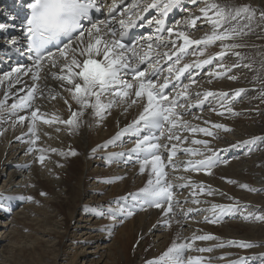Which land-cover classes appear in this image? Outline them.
<instances>
[{
	"label": "bare ground",
	"instance_id": "obj_1",
	"mask_svg": "<svg viewBox=\"0 0 264 264\" xmlns=\"http://www.w3.org/2000/svg\"><path fill=\"white\" fill-rule=\"evenodd\" d=\"M215 2L249 5L256 11L257 20L260 12L264 11V0ZM204 6L203 0H197L196 4L183 0L182 7L169 13L179 14L180 17L170 27L185 30L194 39L210 33L211 26L203 20L197 21L196 28H188L184 23L190 15L201 16L200 9ZM236 43L245 45L234 50L243 59L230 51L210 65L191 69L198 82L190 88L193 100L196 91L225 92L228 96L223 101L210 98L184 116L193 126L208 127L215 133V138L201 133L181 132L187 141L179 147L203 150V145H193L191 140H206L208 148L216 153L214 159L217 164L210 175L203 171L184 172L182 167L174 173L171 168L166 169L170 174L186 176L193 184H203L205 189L213 191L212 195H196L195 198L201 201L197 205L191 203L193 189L175 190L174 199H179L184 212L188 208L200 209L189 213L185 219L184 212L177 208L175 211L182 226L173 223L168 227L162 222L160 209L146 208L141 211L138 203L131 200V195L145 186L149 170L140 173L137 157L135 160L132 157L129 159L128 155L119 157L120 153L127 154L135 146L137 138L134 135L115 138L138 117L142 111L140 104L129 105L126 111L123 107H114L103 120L95 118L89 110L75 134L70 133L66 125L57 123L49 126L38 122V139L32 146V153H27L28 143L17 139L31 138L28 120L23 125L16 123L15 127L12 126L17 115L30 117L29 110H20L17 114L0 113V132L3 133L0 135V166L8 167L7 174L0 172V240L3 239L2 234H6L8 239V246L0 251V264H79L80 261L86 264H147L166 251L174 240L192 243L194 250H187L185 259L200 258L201 264H264V220L255 219L264 217V26L255 27L253 32L237 38ZM216 44L206 50L205 57L199 59L220 52V42ZM166 50L158 49L160 52ZM195 59L197 57L188 55L180 66ZM221 63L230 70L225 72L217 67ZM236 64L240 66L233 67ZM244 65H251V68ZM52 71L59 72V68ZM212 72L219 75L210 76ZM232 76L236 79H231ZM190 81L184 84H190ZM41 83H46L58 94L55 100L36 101L49 118L51 114H57L64 120L70 117L65 99L69 100L73 110H78L75 102L71 101L70 93L61 87V82L49 76ZM240 89L244 91L229 105L228 101ZM5 93L8 95L5 96ZM23 95H26L24 87L12 89L9 81L0 85V100H4L6 105L10 106ZM221 103L230 106L236 114L225 111ZM220 111H224L223 116L217 114ZM206 120L224 124L230 131L211 129L204 123ZM57 128L60 131H56ZM166 136L161 138L160 143H177L168 141ZM104 145L107 146L101 147ZM52 148L57 152L52 153ZM94 148L97 149L95 153L92 151ZM39 149L49 150L44 153L46 159L43 164L37 162L41 154ZM69 151H75L77 155H60ZM160 151L166 163L168 152L164 149ZM132 155L137 156L136 153ZM205 155H212V152L205 151ZM109 157L117 159L109 162ZM199 158L178 152L174 159L182 163ZM89 169L93 170L88 172ZM87 180L91 183L85 184ZM41 192L46 195L42 196ZM28 196L33 197L32 202L18 199ZM185 200L188 203H184ZM212 205L231 206L232 211L225 215L217 209L214 213ZM120 207H131L133 215H122L118 211ZM211 220L217 222H208ZM193 235H212L216 239L193 242ZM229 241L235 243L229 244ZM240 242L250 243L253 247L241 248L238 246ZM200 248L212 250L200 252ZM88 249H94V252Z\"/></svg>",
	"mask_w": 264,
	"mask_h": 264
},
{
	"label": "snow or ice",
	"instance_id": "obj_2",
	"mask_svg": "<svg viewBox=\"0 0 264 264\" xmlns=\"http://www.w3.org/2000/svg\"><path fill=\"white\" fill-rule=\"evenodd\" d=\"M193 4L197 0H191ZM205 6L200 9L201 16H189L185 21L188 28H196L197 21L203 20L211 26V32L206 33L199 39H194L188 32L180 28L166 27V18L174 9L182 7L183 0H133L129 7L123 9L118 20L119 31L113 27L112 19L94 20V16L100 14L104 7L103 0H32L27 5L29 15L26 19L24 34L26 37V51L32 56L31 67L23 65L12 68L9 72L3 73L0 85L9 81V87L20 83L21 77L31 72L33 84L26 89V95L20 96L10 106L4 100H0V113L17 114L20 110H29L30 117L17 115L16 123L23 125L28 120L29 140L17 137L22 143H28L27 153L34 151L33 145L37 142V124L44 125L62 124L67 130L75 134L82 126L83 117L91 110V114L99 120L105 119L114 107H123L127 110L129 105L140 104L142 111L138 117L124 129L116 134L119 139L125 134L134 135L137 139L135 146L129 153H120L119 157L137 154L139 171L144 174L149 170V179L145 186L138 192L131 195V200L138 203L141 211L146 208L160 209L163 213V223L171 227L173 223L181 224L177 218L176 209L184 212L179 199H174L176 189L186 187L193 189L191 203L199 205L201 201L196 195H212L213 191L205 189L203 184H193L186 176H175L166 171L171 168L173 173L183 168L184 172L203 171L206 175L211 174V169L217 164L214 159L215 151L208 148L209 142L201 139H192L191 144L203 145V150L189 147L180 148L179 145L187 141V137L181 132L192 134L201 133L208 137L215 138V133L208 127L193 126L184 119L193 107H200L209 98H223L228 96L225 92H213L205 90L196 91L195 99L190 88L198 82L193 78L190 84L176 85L173 80L179 81L180 77L193 68H202L210 65L214 60L222 59L228 52L243 59L239 52L234 50L245 45L236 43L237 38H242L255 30V27L264 26V11L260 12L257 20L256 11L249 5L233 6L230 3L220 4L215 0H203ZM116 0L108 6V16L118 8ZM155 9L159 15L154 20H148L149 26H154L157 35L148 36L135 44H129L125 37L130 29L135 27L138 21L143 19L142 13ZM190 11L189 9H185ZM126 17V18H125ZM7 26L0 25V29ZM167 32L165 36L164 33ZM15 41V38H13ZM232 41L231 43H226ZM220 42L221 51L205 57L206 50ZM62 45V46H61ZM170 46V48H169ZM53 48L56 50L53 51ZM145 48L147 49L145 51ZM168 49L160 52L158 49ZM191 50V51H190ZM188 55L197 57L191 62L181 65ZM80 57H83L81 60ZM174 58V59H173ZM167 64L166 69L161 65ZM239 64L233 67H239ZM225 72L229 71L223 63L217 65ZM251 68V65H244ZM59 68V72L52 69ZM78 69V71H76ZM151 69V70H149ZM167 75H164V72ZM44 73L43 75L41 73ZM210 76L216 77L219 74L212 72ZM61 82V87L70 93L71 101L78 106L73 110L69 100L64 103L68 106L70 117L67 120L61 119L57 114L41 111L36 101L39 99H57V93L47 86L48 77ZM128 77H131L129 80ZM10 78H14L11 79ZM235 80L236 77L232 76ZM211 83V80H209ZM174 89V94L166 90L169 86ZM243 89L237 90L228 101L237 99ZM8 93H5L7 96ZM221 107L228 113H236L230 106L221 103ZM215 111V109H212ZM223 116L224 111L217 112ZM197 118V117H194ZM211 129L230 131L224 124L204 121ZM56 131H60L59 128ZM168 141H176L170 145L160 143L165 137ZM0 135H3L0 132ZM107 145L101 146L106 147ZM161 149L168 152L166 163L161 154ZM48 149H39L41 153L37 162L43 164ZM56 153L57 149H50ZM93 153L97 149L92 150ZM205 151H211L212 155H205ZM178 152L199 159H189L186 162L177 163L174 158ZM60 155L76 156L75 151L60 153ZM116 157H109V162L115 161ZM25 167H29L25 165ZM120 179H123L122 177ZM233 183V181H228ZM249 191L254 189L242 185ZM198 189V192L196 191ZM41 195H46L41 192ZM18 199L32 202L33 197H18ZM184 203H188L185 200ZM219 209L221 214H228L232 211L231 206L212 205V211ZM118 211L122 215L131 216V207H120ZM193 211H200L199 208H188L184 212L185 219ZM114 218V217H113ZM247 219V217H245ZM256 220H264V217H255ZM207 220V218H206ZM208 222L216 223L217 220ZM180 237H177L179 240ZM192 241H207L216 239L212 235H193ZM235 242L229 241V244ZM220 246H223L222 244ZM238 246L244 249L253 247L250 243L240 242ZM194 250L192 243H178L176 240L158 258L148 261L147 264H201L200 258L185 259V252ZM200 252L211 251L210 248H200Z\"/></svg>",
	"mask_w": 264,
	"mask_h": 264
},
{
	"label": "rangeland",
	"instance_id": "obj_3",
	"mask_svg": "<svg viewBox=\"0 0 264 264\" xmlns=\"http://www.w3.org/2000/svg\"><path fill=\"white\" fill-rule=\"evenodd\" d=\"M199 4H197L196 6H198ZM216 48H218L219 47V45L218 44H216V46H215ZM256 74H258V73H256ZM215 92H217V91H215ZM210 99V98H209ZM209 101V100H208ZM207 101V102H208ZM205 108V107H204ZM19 157H17V158H15V160L16 159H18ZM3 164H1V166H0V172L2 173V174H7L6 173V171H7V169H8V167H6V165H4V166H2ZM90 170H93V169H89L88 170V172L90 171ZM88 182V183H87ZM89 183H91V180H87L86 181V183L85 184H89ZM109 187H110V185H109ZM103 195H105V194H103ZM91 205H94V204H91ZM77 217H74V219H76ZM97 221H100L99 220V218H97ZM1 236V235H0ZM6 236V234H2V238L3 239H1V240H3V242H1V244H0V251H2V249H3V251H4V246L6 247V245L8 246V239L6 240V238L7 237H5ZM75 236H73V238H74ZM80 237V235L79 236H76V238H79ZM114 237V235H112V237H111V239ZM0 240V241H1ZM153 240H154V238H153ZM78 241V240H77ZM55 244V243H54ZM70 245L68 244V247H69ZM67 250H69V249H67ZM88 250H90L89 252H94V249H88ZM1 256V255H0ZM7 254H6V260H8L7 259ZM60 263V262H59ZM77 263H79V260L77 261ZM81 263H83V264H86L84 261L82 262V261H80V263L79 264H81ZM137 264H142L141 262H137Z\"/></svg>",
	"mask_w": 264,
	"mask_h": 264
}]
</instances>
